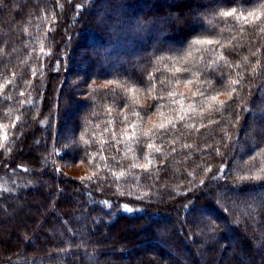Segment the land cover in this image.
Listing matches in <instances>:
<instances>
[{
  "label": "trees",
  "instance_id": "obj_1",
  "mask_svg": "<svg viewBox=\"0 0 264 264\" xmlns=\"http://www.w3.org/2000/svg\"><path fill=\"white\" fill-rule=\"evenodd\" d=\"M0 187V264H264V0H0Z\"/></svg>",
  "mask_w": 264,
  "mask_h": 264
},
{
  "label": "rangeland",
  "instance_id": "obj_2",
  "mask_svg": "<svg viewBox=\"0 0 264 264\" xmlns=\"http://www.w3.org/2000/svg\"><path fill=\"white\" fill-rule=\"evenodd\" d=\"M84 71H86V66H83L80 69L79 68L78 69L75 68L73 70V74L79 75V74L83 73ZM70 129H71L70 126L64 128L65 132L69 131ZM42 182H43V185L45 187V190L50 188V184H49L48 181H42ZM0 189H2V188L0 187ZM25 207L26 206H23V205H19L18 206V208H20V210L25 208ZM2 210L4 212H6V208L5 207L2 208ZM26 227H27V225H26ZM13 230H15L14 226H10V223L9 224L7 223V218L4 217V215H0V245H1V242H3V240L5 238L7 239L9 237V234L14 233Z\"/></svg>",
  "mask_w": 264,
  "mask_h": 264
},
{
  "label": "snow or ice",
  "instance_id": "obj_3",
  "mask_svg": "<svg viewBox=\"0 0 264 264\" xmlns=\"http://www.w3.org/2000/svg\"><path fill=\"white\" fill-rule=\"evenodd\" d=\"M128 211H131V209H128Z\"/></svg>",
  "mask_w": 264,
  "mask_h": 264
}]
</instances>
